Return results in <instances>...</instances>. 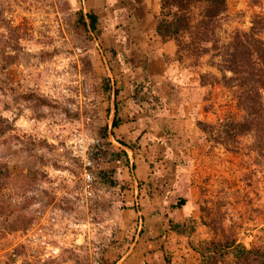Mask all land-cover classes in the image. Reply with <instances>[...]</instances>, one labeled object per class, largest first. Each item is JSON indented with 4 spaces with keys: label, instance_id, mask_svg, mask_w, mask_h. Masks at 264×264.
Returning <instances> with one entry per match:
<instances>
[{
    "label": "rangeland",
    "instance_id": "rangeland-1",
    "mask_svg": "<svg viewBox=\"0 0 264 264\" xmlns=\"http://www.w3.org/2000/svg\"><path fill=\"white\" fill-rule=\"evenodd\" d=\"M159 10V0H0V264H198L206 238L264 244V159L249 136L228 150L198 128L242 112L230 88L200 85L199 72L218 73L207 56L178 59L155 33ZM78 11L97 15V32L80 30ZM256 14L264 0H227L217 35L247 31ZM115 109L146 117L132 137L112 127ZM79 134L95 163L91 199L72 155Z\"/></svg>",
    "mask_w": 264,
    "mask_h": 264
},
{
    "label": "trees",
    "instance_id": "trees-1",
    "mask_svg": "<svg viewBox=\"0 0 264 264\" xmlns=\"http://www.w3.org/2000/svg\"><path fill=\"white\" fill-rule=\"evenodd\" d=\"M159 6L155 33L163 41L174 40L178 59L207 56L208 66L218 73L199 72L200 85L230 88L235 105L242 112L239 120L226 119L214 124L195 119L198 128L210 133L215 143L228 150L231 146L240 151V137L249 136L250 151L264 159V14L254 15L247 31L235 29L227 40H222L216 31L225 20L227 0H159ZM97 22L93 11H78L77 24L83 32H97ZM118 116L115 109L112 127L121 123ZM4 171L0 167V179ZM183 204L181 200L177 206ZM168 226L177 235L191 233L185 225L171 219ZM195 251L198 264H264V244L247 247L234 237L203 239Z\"/></svg>",
    "mask_w": 264,
    "mask_h": 264
},
{
    "label": "built area",
    "instance_id": "built-area-1",
    "mask_svg": "<svg viewBox=\"0 0 264 264\" xmlns=\"http://www.w3.org/2000/svg\"><path fill=\"white\" fill-rule=\"evenodd\" d=\"M89 143H87L86 138L79 134L74 139V144L72 146V155L79 159L81 164V188L84 197L91 199L94 197L93 184L94 176L93 170L95 169L94 159L88 150ZM62 149V148H60ZM99 158V156H98ZM96 158V160L98 159Z\"/></svg>",
    "mask_w": 264,
    "mask_h": 264
},
{
    "label": "crops",
    "instance_id": "crops-1",
    "mask_svg": "<svg viewBox=\"0 0 264 264\" xmlns=\"http://www.w3.org/2000/svg\"><path fill=\"white\" fill-rule=\"evenodd\" d=\"M119 117L121 119V123L119 124V126L115 127L114 129H115L116 132L121 133V136H122L123 140L127 139L128 137L129 138L132 137V134H134V125H139L140 123H142V120H141L140 117L146 118L145 116H142V114H138V117L137 118H132V120H133L132 121L130 119L128 120V116L126 114L124 115V113H120ZM178 122H179L180 126H184V131H186L187 130V126H191L193 121L191 120V118H189V116L187 114H184L183 119L182 120H178ZM128 127H129V129H128ZM127 129H128V131H127ZM121 147L124 148V150H125V152L127 154L129 167L131 168V166L133 165V161L135 160L132 157V154H133L132 150L128 146H121ZM141 169H142V165L139 164L138 166H136V168L134 170L132 169V171H130V174H132V172H133V174H135V172H137V171L140 172ZM133 183L134 184L136 183L135 179L133 180Z\"/></svg>",
    "mask_w": 264,
    "mask_h": 264
}]
</instances>
